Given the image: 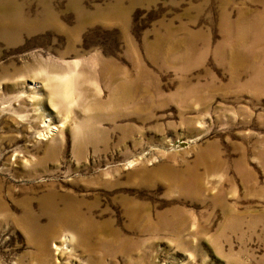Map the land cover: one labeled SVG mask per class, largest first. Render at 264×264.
<instances>
[{"label":"rangeland","instance_id":"374dc122","mask_svg":"<svg viewBox=\"0 0 264 264\" xmlns=\"http://www.w3.org/2000/svg\"><path fill=\"white\" fill-rule=\"evenodd\" d=\"M14 1L26 26L0 31V264H264V24L233 31L247 71L222 26L225 11L263 14L260 0H77L89 14L120 2L126 30L80 28L75 0ZM99 61L156 82L144 112L111 115ZM49 193L113 234L59 229Z\"/></svg>","mask_w":264,"mask_h":264},{"label":"bare ground","instance_id":"6f19581e","mask_svg":"<svg viewBox=\"0 0 264 264\" xmlns=\"http://www.w3.org/2000/svg\"><path fill=\"white\" fill-rule=\"evenodd\" d=\"M42 1H44V0H42ZM75 2H74V5H76L75 7L79 8V10H78L79 15L78 14L77 15L79 16V19H80V28L84 27L86 24H89V23L102 22L105 24L107 23L109 25H119L124 30H126V27H124V26H125L126 21H127L128 13H127V11H125L122 8V6H121L122 4L120 2L116 3L115 6L108 8L107 11H105V12L96 11L94 14H89L86 11L82 10L80 8L79 1L75 0ZM259 2H260V4L264 5V0H260ZM50 3H51V1H50ZM20 5H17L14 0H7V2H1V0H0V10H2V12L4 13L2 15L3 19L0 20V21H2V20L4 21V22H1L3 24V26H1L2 24H0L1 33H2V31H5V30L11 28L10 25L5 23V21H10V19H14L15 21H17V24L21 28H22V26H23V28L26 26L25 22L22 19V12H21ZM237 16H238L237 20L232 24V22L230 21L229 14L226 11L224 12V17H223V22H222L223 32L225 33V35H228L232 38L231 45L228 47L227 50H229V53H231L230 54L231 55V62L233 64V66L236 65L235 68L238 70L241 67H243V70L247 71V68L249 66V64H248L249 59H245V60L243 59V57H244L243 55H245V54L243 52H241V47H240L241 43L244 42L245 38L239 34H233V31H236V29H240L243 26H247V28H251L252 26L256 25L253 21L259 22L260 25L264 24V13L260 14V15L259 14L256 15V17L252 20L248 19L249 17H247V13L244 11L239 12ZM46 18L50 21L51 20L55 21L54 15L47 16ZM15 30L19 33L21 31H23L24 29L18 30L15 28ZM17 32H16V34H17ZM184 34L186 37L192 36V34L188 33L187 30L184 31ZM126 42L130 45L132 44V42L129 38H126ZM187 42L188 41H183L181 48L185 45L184 43L187 44ZM176 44H178V43H176ZM237 44H240V45H237ZM190 46H192V45L190 44L184 49L185 51L183 52V54L188 55V51L190 49ZM176 49H177L176 47H173L171 49V53H175ZM146 50H147V47H146ZM260 54H262V52H260ZM132 55L134 57V52L132 53ZM260 58H261V61L263 62L264 55H261V56L259 55V59ZM133 59L137 60L136 57H134ZM243 61H245V63L240 64V62H243ZM250 61L256 62L255 59H250ZM185 63H186V61H185ZM99 64L101 65V67H100V71L97 74V79L102 78L103 80H105V83L108 85V87L111 90L110 99H109L108 103L106 104V106L111 108L112 112H115V114L112 113L111 115L112 116H118V115L122 116L123 115L125 117L129 114H138V113L144 112L147 108V99H148L147 96L149 94V90H153L154 92H156L158 90V85L156 88V82L152 79H148L147 74L143 69H140V71L138 72V75H136L135 77H129V75L127 73H124V71H122V69H120L118 66L112 64V62L105 63L103 61H99ZM254 68H256V67L254 66ZM54 72L55 73H53V75H56L57 73L58 74L60 73V75H61V72L56 70V69H54ZM257 73H259V72H257ZM261 73L260 74L264 77V70ZM87 79H90V78L88 76L84 75L83 73L79 77H77V80H80L79 82L83 86L82 87V94L83 95H84V93L88 92L87 89L90 88L89 86L87 87V85H86ZM234 80H236V77L234 78ZM90 92H91V90H90ZM191 93H195L194 90H191ZM92 96H94V95H92ZM141 100H143V101L140 102ZM100 103H101L100 100H96L94 103H92L93 105H91V106L88 105L87 111H90V115L87 117V119H94V120L99 121V119L101 118V115L106 116V115L101 114V111H105L106 107L104 108L102 105L100 106ZM91 111H93V112L91 113ZM89 127H91V124H89ZM78 129H79V134H80L82 139L89 137L92 142H94V141L97 142L98 139H95L92 136V134L94 133V130L90 129L88 132H84L82 128H78ZM53 130L59 131V129H57V128H54ZM99 132H101V130H99ZM49 134H51V133H49ZM53 135H51V136H53ZM52 146H53V143L48 144V148H51ZM75 146L76 145H74V148H75ZM47 150L50 151V149H47ZM51 153H52V151H51ZM49 154H50V152H49ZM207 165L209 166V164H207ZM186 184H188V183H186ZM182 185H183V183H182ZM190 186H191V184H190ZM44 197L46 200H44V202L42 203L43 207L47 211V213L50 214L48 216L51 218V221L54 220V224L58 225L59 229L61 227H68L69 229H71L72 233L77 235L80 239L83 238L84 234H87V235L94 234L93 236H97V235L99 236L100 235V231H99L100 229L104 233L113 234L110 226L107 223H106V225H104V224L100 225L97 223L93 224V223L89 222V220L85 219L83 217V215L80 213L81 212V210H80V208H81L80 203L81 202L80 201H79L80 203H78V201L76 203H73L74 200L72 201L68 197H66L67 200L63 204H59L58 201H60L61 199L57 195H55L54 193H49V194L45 195ZM54 224H53V226H55ZM147 226H149V225H147ZM104 240H105V238H104ZM40 245H41L42 252L45 254H48L49 251L46 247V240L45 239H44V243L40 244Z\"/></svg>","mask_w":264,"mask_h":264}]
</instances>
